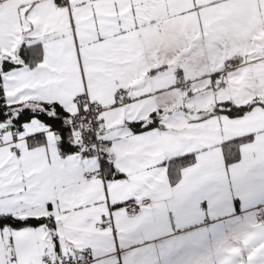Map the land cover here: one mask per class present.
<instances>
[{"label":"snow or ice","instance_id":"6c2138e0","mask_svg":"<svg viewBox=\"0 0 264 264\" xmlns=\"http://www.w3.org/2000/svg\"><path fill=\"white\" fill-rule=\"evenodd\" d=\"M95 2L0 0V264H264V128L223 130L264 99L217 98L264 70V42L242 54L227 35L243 5L264 29V0H128L146 19L112 48L77 33ZM45 12L67 13L70 43ZM213 120L220 138L191 147Z\"/></svg>","mask_w":264,"mask_h":264},{"label":"crops","instance_id":"0c3cea01","mask_svg":"<svg viewBox=\"0 0 264 264\" xmlns=\"http://www.w3.org/2000/svg\"><path fill=\"white\" fill-rule=\"evenodd\" d=\"M78 2V0H77ZM133 5L129 4L128 0H96L95 3L90 6L86 4L84 7H74L73 15L77 21V33L80 37L85 40H95L97 35H103L106 37L103 47L112 48L116 42L120 39L118 34L122 29H130L133 26L134 19L137 23L144 21L146 18L143 13H138L137 17L134 18L130 7ZM181 5L177 7L176 11H179ZM190 6V5H188ZM15 10L13 9V15ZM237 18V22L228 30L229 42L231 44L232 52H249L255 53L261 42H264V29L261 28L260 24L256 21L255 5H243L237 8L234 12ZM206 18H211V12L205 9ZM45 18L50 22L59 21V26L62 31L68 33V41L71 42V29L68 26L67 13H55L47 14L45 12ZM190 22L192 25L195 24V17L182 18L178 21H173L168 25L167 32L162 36L155 33V31L146 33L143 42L139 43L141 50L149 52L154 46L158 45L161 39L170 37L177 31V24H184ZM129 38L135 40V33L129 32ZM115 37V38H114ZM97 45H93L95 49ZM154 54V53H153ZM221 65L218 64L217 67ZM143 76V73H141ZM259 83H255V81ZM239 88H226L221 90V94L217 98H232L238 103H247L252 94L255 93L264 99V70H260L255 66L251 69L245 70L240 77ZM245 85L250 87L252 91H246ZM195 83L193 87H198ZM212 97L209 95L208 101L203 106H208L211 103ZM180 102V98H176V103ZM210 111L211 108L209 107ZM264 128V114H251L244 120L232 123L225 121L223 130L227 135H240L245 131H256ZM220 127L215 120L203 125L199 131L194 133L195 142L191 147H198L201 144H211L219 139ZM226 138V137H225ZM176 146H182L180 139L176 140ZM251 149H246V155ZM215 155H218V150ZM215 175L214 170L204 171L202 179H208ZM222 195L227 196V186H224ZM170 220V219H169ZM175 221V219H174Z\"/></svg>","mask_w":264,"mask_h":264},{"label":"built area","instance_id":"2783aa9c","mask_svg":"<svg viewBox=\"0 0 264 264\" xmlns=\"http://www.w3.org/2000/svg\"><path fill=\"white\" fill-rule=\"evenodd\" d=\"M190 87H192V85H189V88H190ZM225 89H226V88H225ZM225 89H222V91L225 90ZM133 211H135V210H133ZM169 219H170V222L175 223V221H174V217H171V216H170Z\"/></svg>","mask_w":264,"mask_h":264}]
</instances>
